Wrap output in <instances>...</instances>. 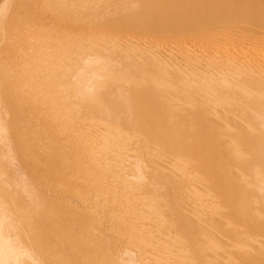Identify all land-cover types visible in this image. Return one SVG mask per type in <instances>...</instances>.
I'll return each instance as SVG.
<instances>
[{
	"label": "bare ground",
	"instance_id": "1",
	"mask_svg": "<svg viewBox=\"0 0 264 264\" xmlns=\"http://www.w3.org/2000/svg\"><path fill=\"white\" fill-rule=\"evenodd\" d=\"M121 6L134 13L102 21L109 34L92 41L91 32L92 46L81 35L87 44L76 51L95 76L88 98L74 90L82 109L71 116L84 130L68 124L85 133L83 145L74 142L81 132L70 134L79 153H69L84 165L83 218L72 219L67 200L44 196L40 253L23 263L123 264L133 252L141 264H264V0ZM2 243L0 264H21Z\"/></svg>",
	"mask_w": 264,
	"mask_h": 264
},
{
	"label": "rangeland",
	"instance_id": "2",
	"mask_svg": "<svg viewBox=\"0 0 264 264\" xmlns=\"http://www.w3.org/2000/svg\"><path fill=\"white\" fill-rule=\"evenodd\" d=\"M48 1L49 3H47ZM48 1L41 0L42 6L41 2L39 5L38 0H0V204L2 203L0 205V208H2L0 209V218L3 217V219H0V244L3 241L2 244H5L8 250L12 249L17 251L19 255L21 254L19 257L11 258V260L20 261L21 264L38 259L41 248V218L44 211V196L50 198V200L54 197L56 200L59 198L67 200V203L73 204L69 212H76L72 213V219L81 220L83 218L81 213L83 211V202L80 201H82L83 197L81 194L84 192L82 185L83 175L81 173L84 165L83 163L79 164V162H82L78 159L77 155L79 154L73 155L79 153L78 145L77 147L76 144L75 146L72 145L74 142L78 144L82 141L84 142L82 138H84L85 133L82 134L83 132L78 131L83 136H80L79 142L74 141L79 137L80 133L78 134L73 128L70 131L69 125H72V122L73 124L77 122L78 124L76 125L81 130H84L85 122L82 121L83 118L76 121L78 119H75L74 115L71 116L72 111L77 112L78 109H82V105H78L79 100L73 97L74 90L79 87L83 96L88 98V91L85 89V85L95 80V76L92 66L85 67L80 58L81 53L79 54L76 51L81 48V45L85 46L86 42L90 44L94 40L95 35L102 34L103 36V34H109L101 30L104 28L102 21L134 13V8L121 10V5L132 4L135 0H108L109 6L103 0ZM50 1L52 2L51 4ZM101 2L105 3V5H101ZM116 2L120 6L119 4L116 6ZM99 6L102 8H98ZM47 8L48 11H51V13L48 12V15L53 17L51 19L48 15L43 14L47 19L49 17L48 20L45 18L46 21L43 15L41 17V14L46 13ZM57 12L61 13L65 18H69L72 23L65 18L61 19L62 15L57 14ZM59 16L61 22L55 23L57 20L54 18L59 20ZM100 18L102 19L100 20ZM62 20L69 22L71 26L74 25L73 28L77 27L78 22L81 27H77L78 29L74 28V32H78V37L85 34L84 38L79 37V40L83 38L86 41L89 39L90 34L93 33V37L90 36L92 41L90 39L86 42L82 40L84 43L76 41V39L78 40L77 34L74 35V32H71L73 30L69 31L72 27L68 25L69 23H64ZM74 22H76V25L73 24ZM60 24L61 26L58 28L59 26L57 25ZM65 24L71 28H68ZM98 25L100 28L97 27ZM98 28L99 31H97ZM38 29L39 31H37ZM133 29L144 31L140 25L133 26ZM131 30L130 33H124L128 35L136 33L134 35L141 36L135 30L132 32ZM100 31L105 33H99ZM144 32H142L143 35L146 34ZM138 33L140 34V32ZM120 34L123 35L121 32ZM70 43L71 46H69ZM92 45L94 43L90 44V46ZM70 50L73 51L71 52ZM71 53L76 54L72 55ZM112 61V58L103 55L104 64L112 65ZM120 62L125 63L126 59L122 57ZM91 107L95 109L94 104ZM69 118L72 119L70 124ZM66 127L72 133L64 131ZM61 131L63 134H61ZM74 132L78 134L77 137L75 135L76 139L70 135L74 134ZM57 134L61 135L62 138L60 139L61 136L59 137ZM68 134L69 136H67ZM69 137L73 139H69ZM68 144L69 146L71 145V148L69 147L71 150L74 149L72 147H75L78 152H75V149L70 151ZM80 151H83V149ZM71 152H75L72 153V156L75 159L73 163L79 164H76V167H74L75 164L73 166V163H70L71 159L74 160L71 156L69 157ZM78 168L83 169L79 171ZM73 171L76 173L80 172V176L82 175L80 177L81 180L76 178L79 177V174ZM43 173L45 174L43 175ZM84 173L85 171H83ZM78 183L79 185H77ZM76 185L77 187H74ZM71 188H73L75 193ZM69 189L73 193L67 191ZM76 191H81V194L78 193L81 197L76 194ZM73 198L74 200H72ZM76 199L78 200L76 201ZM55 201H49L50 203H48V209L51 212L58 210ZM67 219H70V216ZM8 237L9 239H7ZM27 252L30 253L28 254ZM22 253L24 256H22ZM30 254L33 255L29 256ZM27 257H29L28 260ZM122 261H126L123 264H141L139 256L133 252H127L122 257Z\"/></svg>",
	"mask_w": 264,
	"mask_h": 264
}]
</instances>
